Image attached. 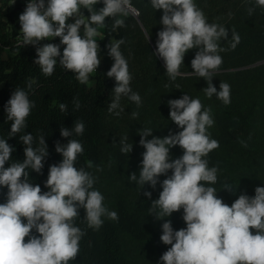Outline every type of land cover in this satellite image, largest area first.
<instances>
[{
  "label": "clouds",
  "instance_id": "clouds-1",
  "mask_svg": "<svg viewBox=\"0 0 264 264\" xmlns=\"http://www.w3.org/2000/svg\"><path fill=\"white\" fill-rule=\"evenodd\" d=\"M101 2L103 7L96 10L94 6ZM150 4L154 10L163 12L160 21L163 28L157 33L155 55L163 59L168 78L175 81L182 76L180 67L185 54L198 49L191 61L192 73L207 81L203 91L208 98L215 95L229 105L231 86L221 82L217 91L212 83L223 63L218 53L228 50L220 46V41L229 40L228 29L209 23L194 0H150ZM255 5L264 8V0H255ZM82 9H87V17ZM254 11L255 8H249L248 14ZM130 12L139 16L131 0H28L19 16L22 44L35 47L34 63L44 76H52L59 64L74 73L79 83L87 84L101 63L100 45L96 40L99 28L105 26L106 18H112L113 31L125 27L122 17ZM82 27L83 36L80 34ZM57 37L65 46L62 53L58 44L40 46L41 41ZM240 42V35L232 31L230 49L235 50ZM124 43L121 38L106 45L108 55L114 60L106 75L116 82L108 107L110 113L120 107L122 96L137 106L142 103L141 96L130 87L132 76L121 51ZM33 83L27 82V90L17 87L5 107L7 120L12 122L8 137L21 134L25 159L22 162L13 160L5 167L15 149L0 137V187L8 189L6 202L0 203V264H70L76 260L80 241L86 235L76 224L79 209L86 212L87 227L95 230L103 225L102 217L110 220L119 217L116 211L105 207L104 196L94 189L92 174L75 166L84 149L82 143L72 137L83 135L85 124L82 121H75L71 129H60L62 137L71 139L64 145L56 143L55 151L63 159L49 166L45 181L48 191L42 192L39 184L30 182L29 170L42 174L45 158L49 155L43 134L38 137L22 134L35 107L29 97ZM167 103L170 120L182 130L151 139L148 137L152 129L140 130L139 144L145 151L139 177L135 172L129 176L130 181L142 188L148 184L155 189L158 182L161 184L159 198L152 201L149 209L156 220H165L183 209L185 228L174 230L170 219L161 226L160 240L170 245L160 257L161 264H264V187H256L254 197L239 195L231 206L219 198L216 188L208 186L217 183L218 168L209 167L205 159L219 147V142L208 133L214 124L211 109H205L199 98L188 94ZM73 104L74 110L81 107L75 98ZM59 109L66 112L68 105L60 103ZM115 115L120 113L115 112ZM132 115L136 118L139 113ZM127 140L128 137H124L120 141L124 154L133 150ZM176 146L183 150V155L172 159L170 149ZM87 166L91 168L92 162H87ZM169 170L170 176L167 175ZM162 175L167 178L160 182L158 178ZM223 190L235 192L227 184ZM143 194L151 199L150 191ZM33 230L39 235L33 234Z\"/></svg>",
  "mask_w": 264,
  "mask_h": 264
},
{
  "label": "trees",
  "instance_id": "trees-1",
  "mask_svg": "<svg viewBox=\"0 0 264 264\" xmlns=\"http://www.w3.org/2000/svg\"><path fill=\"white\" fill-rule=\"evenodd\" d=\"M11 1L0 0V137H4L15 149L5 167L13 160L22 162L25 159V145L20 140L21 134L8 137L12 122L7 120L5 107L16 88L27 90L26 84L31 80L34 83L29 97L35 102V107L27 118V127L22 134H33L34 137L44 135L49 155L45 158L42 174L29 170L30 182L34 185L39 184L43 192L48 191L45 181L49 166L59 164L63 159L55 151L56 143L64 145L71 139L61 136L62 127L71 129L77 120L85 124L83 135L74 134L72 137L79 140L84 149L83 154L78 157L76 167L84 168L92 174L101 161L108 107L116 84L114 78L106 75L111 68L109 63L111 57L108 55L106 45L123 38L125 40L121 45L123 55L141 44L145 45L157 66V73L165 71L163 59L155 55L157 33L163 28L160 23L163 12L154 10L150 0H131V3L140 10L138 19L146 33L151 36L154 46L147 42L143 29L131 12L128 16L122 17L126 26L115 31L112 30V18H106L104 35L97 41L100 45L101 63L97 71L90 75L94 80V84L90 85L79 83L74 73L63 69L59 64L52 76L46 77L42 74L39 66L34 63L37 58L35 47L22 44L21 26L18 21L20 14L24 12L21 0H15V6H11ZM194 2L203 11L209 23L220 24L229 31V40L220 41V46L228 50L218 53L223 59L225 57V62L220 66L224 69H221L222 74L226 76L237 74L238 71L232 68L255 63L264 58V8L256 6L255 0H194ZM100 5L103 6V3H99L97 10L102 8ZM249 8H255L252 15L248 14ZM85 14L89 15L87 9ZM232 31L241 37V42L235 50L230 49ZM46 43L51 42L43 40L40 46ZM196 51L198 49H191L185 54L181 71H193L191 61ZM154 70L156 69L148 67L144 73L151 75ZM74 98L81 105L79 110H74ZM214 101L211 111L214 124L208 129V133L212 139L219 142V147L210 152L205 159L208 160L209 167L218 168L216 185L220 198L231 206L241 194L254 197L255 188L260 187L263 170L258 163V131L255 123L258 104L254 100H244L233 90L229 105H225L217 97ZM60 103L68 105L66 112L60 111ZM120 149L121 145L118 152L120 162L125 163L126 154ZM89 161L93 165L91 168L87 166ZM226 184L231 185L235 192L223 190ZM7 191L6 187H0V203L6 202ZM116 209L118 220L108 219L104 222L103 228L98 230L87 227L84 220L86 212L83 208L79 209L76 224L86 232V235L80 241V252L76 260L70 264H134L125 249L121 231L139 242H150L152 236L141 214L131 209L124 198L118 199ZM33 234L39 235L34 230ZM25 239L27 241V238ZM154 245L161 255L165 252L161 243L157 242Z\"/></svg>",
  "mask_w": 264,
  "mask_h": 264
},
{
  "label": "rangeland",
  "instance_id": "rangeland-1",
  "mask_svg": "<svg viewBox=\"0 0 264 264\" xmlns=\"http://www.w3.org/2000/svg\"><path fill=\"white\" fill-rule=\"evenodd\" d=\"M15 0L11 1V6H15ZM99 3L94 8L97 10ZM101 6V5H100ZM103 7V6H101ZM85 17L86 9L81 10ZM140 27L143 29L146 40L152 43L151 36L146 33L139 17H136ZM19 21V19H18ZM100 35L96 37L99 41L104 35V27L99 28ZM83 36V27L80 31ZM137 39V38H136ZM51 43L60 45V38L50 40ZM63 49V48H62ZM226 52V51H225ZM126 58L129 71L132 76L130 87L133 92L141 96L142 103L137 106L134 102L130 101L126 96L120 99V107L114 112L108 111L106 121V133L104 143L101 150V161L94 168L92 176L95 178L94 189L99 190L104 196V205L110 211H116V203L119 198H124L131 209L137 210L144 221L146 222L149 232L152 236L150 242H139L132 240L126 233L121 231V237L124 242L125 249L127 250L130 258L134 264H161V254L155 247V243L159 242L163 245L164 251L170 247L161 242L160 236L162 235V224L165 220L170 219L174 230L185 228L186 224L182 219L183 209L174 212L170 217L165 220H156L150 214L149 209L153 200L159 198L162 191L161 184L158 182L155 189L150 185L145 184L142 188L135 182L129 180L131 173L135 172L139 177V171L142 162V153L145 149L140 146L139 132L142 129L150 128L153 130L152 135L148 137L151 139L153 136L163 138L169 132L177 133L182 129L170 120V108L168 101L172 99H179L183 95L188 94L192 98H199L204 105L205 109L214 106L213 95L208 98L203 91L207 87V81L204 78L194 77L192 71L180 72L183 74L172 81L166 75L165 71L157 73V66L154 63L152 56L148 52L145 45H140L138 48L130 50L129 53L124 55ZM225 62V57L223 63ZM110 65L112 66L114 60L110 58ZM152 67L154 73L146 75L144 71ZM223 68H219L212 79L213 85L219 91L221 82H226L231 86V90L235 91L237 96L244 98L246 101H256L258 104L257 115L255 123L258 131V163L263 170L261 177L260 187H264V58L256 61L255 63L243 64L232 69L237 70L238 73L234 75H224L221 72ZM153 71V70H152ZM193 76V77H191ZM160 79V81H158ZM90 85L94 84V80L90 77ZM178 86V87H177ZM114 94L110 100L112 102ZM109 103V105H110ZM119 112L120 115H115ZM139 113L138 117L133 118L132 113ZM212 116V114H211ZM128 137L127 143L133 145L131 153L126 154V162L121 163L119 159V147L122 138ZM172 159L179 158L183 155V150L179 147L170 149ZM172 174L171 170L168 176ZM167 177L162 175L158 178L162 182ZM216 188L217 195L220 198L219 189L216 184L208 185ZM145 191L152 193L151 199L144 196ZM105 222L108 218L102 217ZM110 220V219H109ZM115 221V220H113ZM104 224V223H103ZM103 226V225H102ZM99 229H102L103 227Z\"/></svg>",
  "mask_w": 264,
  "mask_h": 264
},
{
  "label": "built area",
  "instance_id": "built-area-1",
  "mask_svg": "<svg viewBox=\"0 0 264 264\" xmlns=\"http://www.w3.org/2000/svg\"><path fill=\"white\" fill-rule=\"evenodd\" d=\"M27 2H28V0H21V5H22V8L25 10V8H26V4H27ZM132 4V6H133V9H135V10H137L138 12H139V14H140V10L133 4V3H131ZM132 13V12H131ZM133 14V13H132ZM134 15V14H133ZM135 17H138V16H136V15H134ZM69 23H71L72 21L71 20H69L68 21Z\"/></svg>",
  "mask_w": 264,
  "mask_h": 264
},
{
  "label": "crops",
  "instance_id": "crops-1",
  "mask_svg": "<svg viewBox=\"0 0 264 264\" xmlns=\"http://www.w3.org/2000/svg\"><path fill=\"white\" fill-rule=\"evenodd\" d=\"M65 46L64 45H61V53L63 52V49L62 48H64Z\"/></svg>",
  "mask_w": 264,
  "mask_h": 264
},
{
  "label": "water",
  "instance_id": "water-1",
  "mask_svg": "<svg viewBox=\"0 0 264 264\" xmlns=\"http://www.w3.org/2000/svg\"><path fill=\"white\" fill-rule=\"evenodd\" d=\"M153 46H154V42H152Z\"/></svg>",
  "mask_w": 264,
  "mask_h": 264
}]
</instances>
